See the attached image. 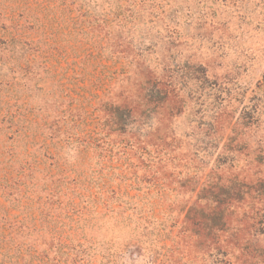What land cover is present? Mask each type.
I'll return each mask as SVG.
<instances>
[{
  "label": "rangeland",
  "instance_id": "1",
  "mask_svg": "<svg viewBox=\"0 0 264 264\" xmlns=\"http://www.w3.org/2000/svg\"><path fill=\"white\" fill-rule=\"evenodd\" d=\"M0 264H264V0H0Z\"/></svg>",
  "mask_w": 264,
  "mask_h": 264
},
{
  "label": "trees",
  "instance_id": "2",
  "mask_svg": "<svg viewBox=\"0 0 264 264\" xmlns=\"http://www.w3.org/2000/svg\"><path fill=\"white\" fill-rule=\"evenodd\" d=\"M164 94L167 96L168 95V92L167 91H164Z\"/></svg>",
  "mask_w": 264,
  "mask_h": 264
}]
</instances>
